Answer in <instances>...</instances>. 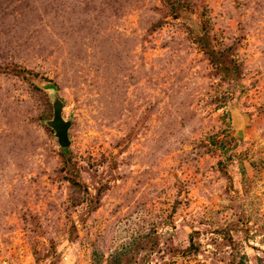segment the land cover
Here are the masks:
<instances>
[{"label": "rangeland", "instance_id": "obj_1", "mask_svg": "<svg viewBox=\"0 0 264 264\" xmlns=\"http://www.w3.org/2000/svg\"><path fill=\"white\" fill-rule=\"evenodd\" d=\"M173 1L0 0V264H264V0Z\"/></svg>", "mask_w": 264, "mask_h": 264}, {"label": "trees", "instance_id": "obj_2", "mask_svg": "<svg viewBox=\"0 0 264 264\" xmlns=\"http://www.w3.org/2000/svg\"><path fill=\"white\" fill-rule=\"evenodd\" d=\"M169 1L171 3L172 11L175 12V14H177V12H179L178 3H175L173 0H169ZM198 41L201 44L203 50L205 51V54L208 56L209 60L212 63H214L217 67L223 69V71L226 72L227 76H231L232 68L236 66L234 63L232 64L229 63L228 53L225 51H218L217 49H215L209 40L208 34L206 33L199 35ZM12 72H14V74L16 75H22L24 78H29L28 75L32 74L31 71H28V69L19 66L13 67ZM62 151L67 154L69 153L68 148H63ZM189 248H190L189 249L190 252L198 251V248L196 246H193V242L191 243ZM109 264H122V259L120 256L115 255L112 257Z\"/></svg>", "mask_w": 264, "mask_h": 264}, {"label": "water", "instance_id": "obj_3", "mask_svg": "<svg viewBox=\"0 0 264 264\" xmlns=\"http://www.w3.org/2000/svg\"><path fill=\"white\" fill-rule=\"evenodd\" d=\"M51 102L53 106V117L46 120L45 123L55 131L59 145L62 148H69L71 145L69 130L72 125V120L64 117V102L55 92L52 93Z\"/></svg>", "mask_w": 264, "mask_h": 264}]
</instances>
